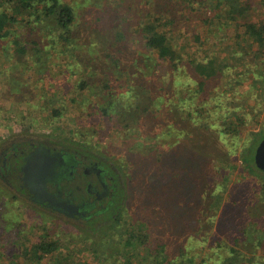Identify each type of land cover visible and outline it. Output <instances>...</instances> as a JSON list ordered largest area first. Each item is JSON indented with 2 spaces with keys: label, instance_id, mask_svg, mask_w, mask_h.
Instances as JSON below:
<instances>
[{
  "label": "rangeland",
  "instance_id": "1",
  "mask_svg": "<svg viewBox=\"0 0 264 264\" xmlns=\"http://www.w3.org/2000/svg\"><path fill=\"white\" fill-rule=\"evenodd\" d=\"M62 1L76 11L79 42L84 44L81 51L82 47L75 50L77 54L82 53L78 59L71 55L72 49L63 51L60 42L55 48L46 45L52 42L50 36L45 37L52 30L47 23L38 24V30H35L40 34L37 37L39 42L44 43L40 42L44 47L40 54L30 49L25 54L14 52V40L26 36L25 20L33 18L25 12L22 14L25 20L11 26L10 35L0 39V152L14 142H26V139L64 140L66 144L92 150L94 147L104 150L109 145L111 149L108 148L106 154L111 156L116 167H124L127 161L147 163V150L160 149L164 164L174 168L170 150L181 140L177 136L181 129L177 128L187 126L183 119L188 115V107L179 105L182 88L185 83L195 88L199 78L193 75L186 80L183 75L180 85L177 83L180 78L172 75V71L168 73L165 67L158 66L156 71L151 69V64L142 67L140 58L147 51L137 43L139 13L135 11L145 6L148 0H123L127 6L135 8L132 13L122 11L119 19L121 22L126 19L128 47L135 51L132 55L136 58L132 60L133 66L129 70L123 67L122 72L100 56L107 49L102 50L103 46L114 37L112 24L107 22L113 17V4H108V0ZM223 2L226 3L225 0H190V5L184 3L185 7L181 8L177 5L179 0H160L159 5L169 7L170 11L173 8L179 10L174 15L180 19L171 36L174 45L171 41L169 43L187 61L185 68L188 71L192 72L189 59L203 63L215 60L217 74L205 79L203 90L196 97L199 99L210 94L221 102L223 109L214 113L216 108L212 104L207 119L220 124L218 132H227L230 127V134L235 137L228 138L225 132L222 133L226 144L219 143L213 150L208 149L213 152L205 154V148H199L205 144L203 140L197 138L193 145L190 139L193 134L186 127L188 136L181 141L179 148L183 167H195L190 176L183 175L189 170L184 172L178 168L175 170L179 174L178 181L160 178L166 190L161 188L165 191L161 194L163 198H153L150 185L142 189L138 181L140 176L132 175L131 180L125 181L129 195L123 204L122 217L111 226L108 213L100 215L96 221L81 223L34 209L26 195L21 194L25 192L19 183L8 184L9 179L7 182L0 175V264H149L154 257L175 258L181 249L187 256L195 254L198 262L201 258L198 245H205L204 249L207 247V241L202 240L209 238V244L215 243L212 233L224 235L227 232V218L223 215L236 227L248 226L255 218L264 223V178L262 173L253 172L252 167L249 169L239 159L243 145H249L254 137H250L252 133L264 132V47L248 40L244 32L245 20L254 23L264 20V0H249V9L236 20L225 17L218 20L215 13L226 16L224 9L227 10V5ZM156 3L158 0L151 3L152 7ZM102 7L106 8L107 25L95 19V14L101 10L98 8ZM100 31L103 35H99ZM33 34L28 35L32 38ZM84 59L88 63L80 66L78 62ZM84 76L87 87L79 88ZM132 78L137 84L142 83L139 90L143 89L153 99L161 95V99L159 102L154 99L149 112L141 110L139 116L126 117L123 112L118 114L119 104L128 110V106L134 103L135 87L127 84ZM125 89L130 91L129 94L120 98ZM108 100H112L113 105L107 107V113L117 125L98 112L101 106L110 102ZM56 109L61 114H55ZM230 147L236 149H233V155L225 153ZM194 152L199 153V162L196 158L193 161L188 158ZM145 166L150 168V165L142 168ZM190 189L196 196L201 193V199L212 193L222 195L221 205L225 207L217 208L211 224L204 210L201 213L194 210L200 208L196 197L193 195L192 200V194L187 193ZM194 214L195 221L192 219ZM196 228L199 229V243L184 236ZM133 234L137 235L138 242L129 237ZM256 236L254 234L247 242L241 241L239 247L250 249ZM42 240L55 241L58 248L38 258L33 248ZM263 252L259 249L255 258H263ZM209 253L211 261H215V251Z\"/></svg>",
  "mask_w": 264,
  "mask_h": 264
},
{
  "label": "trees",
  "instance_id": "2",
  "mask_svg": "<svg viewBox=\"0 0 264 264\" xmlns=\"http://www.w3.org/2000/svg\"><path fill=\"white\" fill-rule=\"evenodd\" d=\"M155 0H148L145 4V6H141L138 8L135 12L139 13V23H138V32L136 34L137 37V43L142 47V49L147 51V54H144L141 59L142 67H147V65L151 64V69L154 71L157 70L158 66L167 68V72L172 75L180 78L184 75L185 79L191 78L193 75H197L199 78V81L196 84L195 88H190L188 83H185L186 90H183V96L180 99L179 105L182 107H185L187 105L188 111L186 112L188 115L185 117V120L183 121L187 122V126L185 124V127L177 128L181 129L177 136H179L181 140H178L174 145L172 150H170V156L174 161V168L170 167L167 163L164 164L163 162V155L161 150L156 149L153 151L147 150L146 158H148L149 162L141 163L138 162L135 164L134 162L127 161V163L124 164V167H116L115 162L111 156L106 154V151L109 147L107 145L104 150H98V148L94 147L93 151L103 155L106 157L109 161L112 162L114 169L116 172L115 174V183L116 188L114 191V196L112 199H114V202H112L111 205H109L105 211L103 212V216L105 214H109L108 217L111 218L109 221L110 226L117 220L118 218L122 217L123 212V204L126 201L127 195H129L126 186L127 183H125L126 179L131 180L132 175H139L138 181L141 183V188L146 187L150 185L151 189V197H162V189H165L164 183L161 182L160 178H170L176 181H178L179 174L176 169L180 168L184 172L185 176H190V173L194 170V165L191 167L184 168L183 164L181 163L182 153L179 148L180 143L182 140L187 138V128H190V133L193 134V137L190 138L193 142V145L197 143V138L203 140L202 143H205L202 146L199 145V148H205L204 153L208 154L209 152H213L214 146H217L219 143H225L227 141L225 137L222 135V133L225 132V134L228 135V138L235 137V134H230L232 129L230 127L227 128L226 131H216L218 130L217 127H219V123L215 121H210L207 118L210 117V106L213 104V108H216V111L214 110V113H217L223 109L221 102H218L214 99V97L210 96H204L203 98H197L196 96H200V92L203 90V87L205 85V79L208 77H211L213 75L217 74V69L215 68V60L210 59L207 60L205 63L201 61H197V59H189L190 65L192 67V72L188 71L185 68V64L187 61L184 60L183 56L176 50V48L173 46V37L172 32L173 30L179 26L180 19H176L174 15L179 11L178 9H171V11L167 8H165L160 4V0H158V3L155 4V7H152V4H154ZM226 3L223 2V5L226 4L227 6L225 10L226 16H221L219 13H215L214 17L219 18H227L236 20L238 17L243 16V14L249 9L248 1L249 0H225ZM211 2V0H210ZM108 4H113V17L110 21H107L108 18H105L104 12L106 11V8H98L101 9L98 13L95 14L96 22L98 23H104L107 25L108 23H111V28L114 30V37L112 40L105 44L103 46L102 50L104 48H107L106 51H102L100 53V56L102 58H105L107 60V64L113 65L116 67L119 71H124L123 67H126L128 70L131 66H133L132 60L136 58L135 55H132L135 51L128 47V33L126 32V19H123L122 22L119 19V16L121 15V12L124 11V14L132 13L134 12L133 6H127L123 0H108ZM184 3H189L190 0H179V3L177 5H181L182 7H185L183 5ZM220 3V1H219ZM222 3V2H221ZM150 8H146V6H149ZM26 13V15L30 16L32 18L31 20L24 18L22 14ZM183 12H180L182 14ZM224 14V15H225ZM76 11L74 7L68 3L63 2L62 0H0V39L10 35V28L11 26H14L17 22H21L22 20L26 21V36L20 40L19 38L14 40V52L25 54L28 53L29 49L32 52H36V54H40L44 47L40 46V41L37 38L40 34L39 32H35V30H38V24H48L49 28L52 29L51 33L46 34L45 37H51L52 42L47 46L55 48L56 45L60 42L63 45V51L72 49L71 55L78 59V55H82V53H76L75 50L80 48V51L83 49L82 42H79V34L80 31L76 29L79 25L77 23L76 19ZM213 17V18H214ZM88 20V19H87ZM107 21V22H106ZM213 23V22H212ZM46 24V25H47ZM100 25V24H99ZM244 32L248 38L253 43H256L260 45L261 47H264V20L260 21L259 23L250 22L248 20L244 21ZM35 33V35L33 34ZM96 33V32H95ZM94 33V34H95ZM28 34H33L32 38L29 37ZM103 35V33L100 31L99 35ZM94 38V37H92ZM197 38V37H196ZM41 39V38H40ZM91 38L88 37V40ZM169 41L172 42L173 45L169 43ZM42 43V42H41ZM81 43V44H80ZM177 43V42H176ZM182 44V43H180ZM179 44V45H180ZM44 45V43H42ZM104 45V44H103ZM40 46V47H39ZM88 49V48H87ZM105 50V49H104ZM127 55V56H126ZM39 55H37L38 57ZM85 61L78 62L80 66L84 63H88V60L84 59ZM88 65V64H87ZM130 71H128L127 75L130 76ZM134 75V74H133ZM135 76V75H134ZM168 79V78H167ZM166 78L165 80L168 81ZM175 79V78H174ZM172 81V79H171ZM175 80H173L174 82ZM130 83V84H129ZM177 83L181 85L183 83V79L180 78L177 79ZM87 80L85 76L80 80L79 88H85L87 87ZM128 86L131 88L135 87L133 92V104H130L128 106V110H125L122 108L121 104H119V113L121 114L123 112L124 115H131V117H135L142 112L147 113L150 111L149 105L154 104V99L156 102H159L158 100L161 99V95L154 96V99L151 98V96L148 95L147 92H145L143 89L139 90L138 86L142 85V83H136V79L132 78L130 82L127 83ZM167 84V83H166ZM192 86V85H190ZM129 88V87H127ZM129 90L125 89L123 93H120V98H122L123 95H128ZM196 99V100H195ZM120 101V99H118ZM187 100V101H186ZM108 104L105 106H101L98 112L105 116L106 120L108 119L113 124L117 125L116 120L112 118V116L108 115L107 107L112 106V100H108ZM119 103V102H118ZM192 106H194L192 108ZM208 106V107H207ZM226 112V111H225ZM223 112V113H225ZM55 114H61L60 111L57 109L54 112ZM209 113V116H208ZM207 114V115H206ZM135 115V116H134ZM150 115H153L150 113ZM103 116V117H104ZM139 116V115H138ZM134 119V118H133ZM189 121V123H188ZM189 124V127H188ZM107 124L105 125V127ZM114 126V125H113ZM187 127V128H186ZM205 129V130H202ZM205 131V132H202ZM234 131V130H233ZM254 136V137H253ZM247 140H250L249 145L244 144L241 148V152L239 154V159L246 165L249 169L252 167L253 172L258 174L262 173V176L264 178V172L260 170L255 162H254V152L255 148L260 142V140L264 137V132H255L252 133V135ZM256 137V138H255ZM90 148V147H89ZM111 149V148H110ZM211 149V150H208ZM233 149L235 148H229L226 150L227 155H233ZM215 150V149H214ZM149 151V152H148ZM233 151V152H232ZM113 152V150H112ZM215 152V151H214ZM190 153V152H189ZM199 153H192L189 154L190 161H193V159L199 162ZM116 161H120L116 158ZM157 163V165L155 164ZM143 165H150V168L148 166H145L142 168ZM250 166V167H249ZM119 168V169H117ZM139 168V169H138ZM184 168V169H183ZM139 170V172L137 171ZM143 171V172H142ZM132 172V173H130ZM156 177V178H155ZM123 178V180H122ZM124 181V182H123ZM129 184V183H128ZM190 184H193L192 182ZM162 188V189H161ZM143 189V188H142ZM166 190V189H165ZM165 192V191H163ZM174 193V192H173ZM190 196L192 194V200L194 196L196 197V200H198V207L200 209H194L197 213H201L204 210V215L207 217V221L209 224L212 223L213 216H215V211L219 207L224 208V205H221L222 203V195H219V193H212L208 197H205L203 199L201 196V193H199V196L194 195V190L191 189L187 192ZM194 195V196H193ZM189 196V197H190ZM15 198V197H14ZM195 200V201H196ZM197 202V201H196ZM192 203V202H191ZM220 203V204H219ZM33 206V205H32ZM238 207V206H237ZM35 209V206H34ZM213 212V215L210 213ZM224 218H227V222L225 223V229H227V232H224L223 234L214 232L213 235V241L215 240V243H210V239L207 238L202 241H207V247L204 249L203 246L205 245H198L200 246V254L201 256L200 260L198 262L195 261V258L197 257L195 254H189L188 256L184 252L183 249L180 251V255L176 256L175 258L172 257H162L160 259H157L154 257L149 264H264V256L263 258H255L256 252L260 249V251L264 250V223H260L262 219L258 221V219H254L253 222H251L248 226H238L234 224V222L229 219L226 215H223ZM195 217V214L192 215V219ZM221 218V217H220ZM95 221V220H93ZM193 221H195L193 219ZM264 221V220H263ZM90 223V222H89ZM104 227V223L102 225ZM251 227L253 229L251 230ZM81 231H84L83 228H80ZM199 229L196 228V230L189 231V233H186L184 236H187L191 240H194L195 243H199L201 240L198 237ZM203 234V233H202ZM256 234L257 236L256 241L253 243V245L248 248H240L239 245L241 244V241H248L251 239L252 236ZM131 239H133L135 242H138L137 235L133 234L129 236ZM200 240V241H199ZM141 241V240H140ZM134 243V242H132ZM129 244V243H128ZM209 244V245H208ZM213 244V245H212ZM58 248V245L55 241L52 240H42L38 242L34 248V254L37 255L38 258L41 256H47L49 253L53 252ZM259 248V249H258ZM160 249L163 250V247H160ZM209 251H215V254L217 259L215 261H211V254ZM264 253V252H263ZM39 254V255H38ZM254 255V257H253ZM264 255V254H262Z\"/></svg>",
  "mask_w": 264,
  "mask_h": 264
},
{
  "label": "flooded vegetation",
  "instance_id": "3",
  "mask_svg": "<svg viewBox=\"0 0 264 264\" xmlns=\"http://www.w3.org/2000/svg\"><path fill=\"white\" fill-rule=\"evenodd\" d=\"M31 153L39 162V172L44 173L40 177L46 175L44 186H35V192L25 187L23 180V166ZM0 158L1 177L5 181L8 178V184L18 182L25 192L21 194L40 211L89 223L114 202V166L91 148L64 140L26 139L1 150ZM43 164L46 171L41 168Z\"/></svg>",
  "mask_w": 264,
  "mask_h": 264
},
{
  "label": "water",
  "instance_id": "4",
  "mask_svg": "<svg viewBox=\"0 0 264 264\" xmlns=\"http://www.w3.org/2000/svg\"><path fill=\"white\" fill-rule=\"evenodd\" d=\"M254 162L256 166L264 172V137L260 140L255 148L254 152ZM39 162L36 161V155L32 153L26 158V164L23 166L24 171V185L28 187L31 191H34L35 186H44L45 176L40 177L44 174L39 172ZM42 170L46 171V167L43 164L41 166ZM40 177V178H39Z\"/></svg>",
  "mask_w": 264,
  "mask_h": 264
}]
</instances>
